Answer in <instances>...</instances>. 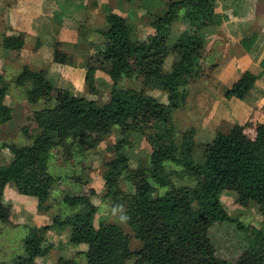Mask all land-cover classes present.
<instances>
[{
    "label": "trees",
    "instance_id": "1",
    "mask_svg": "<svg viewBox=\"0 0 264 264\" xmlns=\"http://www.w3.org/2000/svg\"><path fill=\"white\" fill-rule=\"evenodd\" d=\"M162 1V5L148 12L149 24L155 30L161 28L162 37L155 31L145 39H132L130 23L125 17L113 12L105 15L103 25L95 29L105 40L101 66L87 64L85 87L88 96L74 97L68 107L55 104L34 110L26 120L35 124V128L30 134L25 126L23 128L31 143L13 147L12 160L0 166V221L8 222L10 207L2 200L6 183L12 182L18 193L44 203L56 182L48 170L53 150L61 149L67 162L73 150L83 155L102 142L113 127L124 133L129 121L149 116L152 121L146 139L158 155L144 168L148 178L139 181L132 175L129 158L121 149L125 138L115 143V156L103 164L105 192L102 197L110 202V208L119 214L123 224L100 222L96 226L94 218L98 207L91 198L83 194H64L63 202L71 207L78 206L79 211L64 218L57 216L48 225L30 228L23 239V253L11 263L0 264H38L36 259L46 256L53 247L47 240V233L51 230L62 233L68 229L70 244L85 243L97 252L84 253L83 263L59 256L56 264H126L146 254H154L157 264H183L188 254L203 257L205 264H264V249L258 245L260 238L252 237L253 242L227 261L217 254L220 242L215 239L217 227L236 223L219 199L228 186L246 195L258 193L262 220L258 233L264 238V124L256 127L254 137L246 134L243 125L234 123L225 130L218 128L211 139L197 143L193 140L194 127L179 132L174 123L175 113L185 105L187 84L204 78L203 66L188 61L187 54L205 44V29L220 25L228 20V15L216 12V0ZM180 8L186 9L185 26L171 44L169 33L175 10ZM257 38L258 33L251 30L239 43L246 52L252 53ZM23 44V32L2 37L6 57L12 52L17 56ZM172 47L180 59L173 71L163 72L165 58ZM51 60L69 66L75 63L72 55L55 46ZM258 65V74L245 72L225 96L244 97L253 88L255 79L264 76V55ZM214 67L210 66L209 70ZM98 69L112 80L111 102L95 97L99 93L89 84ZM46 74V69L32 70L23 65L16 75V85L30 84L26 90L29 103L47 100L55 89ZM124 79H137L144 85L161 89L169 97V103H157L155 97L143 89L120 86ZM2 82L0 124L8 122L13 112L5 104L7 87L0 73ZM104 111L107 117L100 120ZM196 151L198 161L193 158ZM180 179L188 182L181 183ZM123 180L130 181L133 190L124 189L120 184ZM151 183L166 190L150 197Z\"/></svg>",
    "mask_w": 264,
    "mask_h": 264
},
{
    "label": "rangeland",
    "instance_id": "2",
    "mask_svg": "<svg viewBox=\"0 0 264 264\" xmlns=\"http://www.w3.org/2000/svg\"><path fill=\"white\" fill-rule=\"evenodd\" d=\"M66 1L70 2L71 5L62 8V10L66 13L71 10L70 18L65 15L64 18L52 19L49 21L50 28H48L47 22L44 24L34 22L35 24H33L29 21V27L33 25L34 28L40 29V31L32 36L30 34V36H24L23 47L17 53V56L15 55L16 52H12L11 56L6 57L2 47L3 35L21 32L8 26L7 15L11 9L18 7V4H20V6L28 8L30 13H32L31 9L37 13H43L45 8L54 7L59 2L62 7L65 3L63 0H0V73L4 76V83L7 87L5 104L13 110L12 118L8 122L0 124V166L8 164L12 160L13 147L31 143L26 134L31 133V130L35 128V124L26 120V117L30 116L34 110L55 104L68 107L73 103L74 97L88 96L89 93H87L85 87L87 64L90 63L96 67L101 66V55L104 52L105 40L95 29L103 25L106 14L113 12L125 17L130 23L132 39H145L148 34H154L155 31L159 37H162L163 30L161 28L155 30L151 27L149 24L151 17L148 14L150 10L162 5V0ZM84 1L88 6L80 5ZM92 2L95 7L91 6ZM215 10L220 14H227L228 20L223 21L218 26L205 29L203 32L205 44L186 56L188 61H195L203 66L204 78L200 79L201 83L198 82L200 84L208 81L211 73L222 61L224 55L223 50L215 49L214 46L211 47V44L214 43L213 40L217 39L213 35L219 34L222 37L224 32L240 35L248 29L259 31L264 27V0H216ZM185 13V8L175 10L174 22L169 33V43L171 44L177 39L180 31L185 26ZM244 16H246L245 19ZM230 19H232V22H229ZM243 19L245 21H242ZM64 30L66 32L62 34ZM69 31L73 33L72 36ZM221 37L218 38L221 39ZM221 41L223 42V40ZM54 46L72 55L75 61L74 65L58 64L54 68L51 67V54ZM263 49L255 48L256 54L260 55ZM252 58L253 61L257 59V57H254V53ZM179 59L175 47H172L170 54L165 58L163 72L173 71ZM23 65H27L32 70L46 69L47 78L55 88L47 100L41 99L36 103H29L26 98V90L30 87V84L26 83L18 86L14 83L15 77L21 71ZM210 66L215 67L209 70ZM192 83L187 84L185 102L188 104H190V101L193 102L194 99L193 95L190 96L191 89H189ZM89 84L94 86L99 93L95 97H98L102 102L112 101L110 94L112 80L103 70H96L93 78L89 80ZM1 86H3V82L0 83ZM120 86L143 89L152 94L157 103L161 105H166L170 101L167 94L161 89L152 85H144L137 79H124L120 82ZM232 96L240 98L239 95ZM199 114L201 113L193 109L191 105L188 106V109L184 105L183 109L175 113L174 116L177 130L184 132L189 127L197 128V121H200L199 118H201ZM105 117H107V111L102 113L100 120L105 119ZM151 121L152 119L149 116L136 121H129L124 133H121L119 128L113 127L111 133L106 135L102 142L96 143L93 148L83 155H79L73 150V156L67 162L64 160L61 149L53 150L48 162V170L56 178V182L53 184L49 198L44 203L38 202L35 197L18 193L12 182L6 183L2 191V200L5 205L10 207V220L8 222L0 221V262L11 263L14 257L23 253V239L30 228L48 225L57 216L64 218L66 215L79 211L78 206L71 207L63 202L62 197L64 194L88 195L98 207L94 218L96 226L100 222L123 224L119 214L110 208V202L102 197L105 192V181L102 178L103 164L115 156V143L119 139L125 138L121 149L126 152L129 158L128 162L132 169V175L139 181L148 178L144 168L149 166L150 159L157 158L158 155L146 139ZM233 124L229 122L221 128L225 130ZM24 126L27 133L23 131ZM193 140L197 143L201 142L200 138L197 139L196 129ZM262 155L264 157V154ZM193 158L198 161L197 151L194 153ZM170 167L176 168L174 165ZM179 181L181 183L188 182L186 179H180ZM120 184L124 189L133 190L132 184L128 180H123ZM165 190V187H157L151 183L149 195L154 197L157 194L164 193ZM219 199L227 213L238 223L231 222L216 228L215 239L220 242L217 252L219 257L227 261L232 256H237L244 247L253 242L251 241L252 237L255 240L260 238V244L258 245L262 247L261 249H264V238L258 233L262 222L258 193L252 192L246 195L228 186L221 192ZM68 239L69 229L62 233L49 231L47 240L53 244V247L46 256L37 258L36 262L38 264H56L58 257L63 256L65 258H75L78 262L83 263L85 261L84 253L97 252V249L93 246L85 243L70 244ZM134 246H136V242H134ZM194 255L188 254L183 264H205L203 257H195ZM126 264H157V261L154 254H146L130 259Z\"/></svg>",
    "mask_w": 264,
    "mask_h": 264
},
{
    "label": "crops",
    "instance_id": "3",
    "mask_svg": "<svg viewBox=\"0 0 264 264\" xmlns=\"http://www.w3.org/2000/svg\"><path fill=\"white\" fill-rule=\"evenodd\" d=\"M63 2L65 4L62 7L59 2L54 7L45 8L43 13H37L32 9V13H30L28 8L26 9L18 4V7L11 9L7 15L8 26L13 30L23 32L24 36H32L34 33L40 31V29L34 28L33 25L29 27V21L33 22V24H35L34 22H41L43 24L47 22V26L50 28L49 21L52 19L64 18L65 15H68L69 18L71 17V10L67 13L62 10V8L69 7L71 3L66 0H63ZM80 5L88 6L85 1ZM91 6L95 7V4L92 2ZM245 18L246 16H244ZM244 19L242 21H245ZM229 22H232V19ZM250 31L251 29H248L240 35L224 32L222 37L219 34L213 35L217 39L213 40L214 43L213 45L211 44V47L214 46L215 49L219 48L223 50L222 61L211 73L206 83L200 84V80L195 81L189 88L191 89L190 96L193 95L194 99L193 102L190 101V104L185 102V107L188 109V106L191 105L193 109L201 113L199 114V117H201L199 118L200 121H197V128H195L197 139L200 138L201 142L211 139L218 128L226 126L229 122L243 125L245 132L250 137H254L256 127L264 123V76L255 79L253 88L244 97L238 99L233 96H224L245 72L256 75L260 71L258 62L264 55V49L262 50L263 53L261 51V54L258 55L255 52V48H264V27L259 29V31L253 30L258 33V38L252 48V54L247 53L239 43V40ZM65 32L66 30L62 34ZM69 33L72 36L73 33L71 31ZM218 37H221V39ZM253 53L254 57H257L255 61L252 58ZM51 62V67L53 68L59 64L52 60Z\"/></svg>",
    "mask_w": 264,
    "mask_h": 264
}]
</instances>
